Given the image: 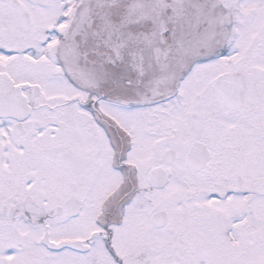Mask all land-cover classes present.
Returning a JSON list of instances; mask_svg holds the SVG:
<instances>
[{
    "label": "snow or ice",
    "instance_id": "1",
    "mask_svg": "<svg viewBox=\"0 0 264 264\" xmlns=\"http://www.w3.org/2000/svg\"><path fill=\"white\" fill-rule=\"evenodd\" d=\"M0 264H264V0H0Z\"/></svg>",
    "mask_w": 264,
    "mask_h": 264
}]
</instances>
